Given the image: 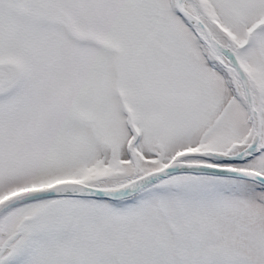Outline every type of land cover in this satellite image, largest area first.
Segmentation results:
<instances>
[{
    "label": "snow or ice",
    "instance_id": "obj_1",
    "mask_svg": "<svg viewBox=\"0 0 264 264\" xmlns=\"http://www.w3.org/2000/svg\"><path fill=\"white\" fill-rule=\"evenodd\" d=\"M0 264H264V0H0Z\"/></svg>",
    "mask_w": 264,
    "mask_h": 264
}]
</instances>
